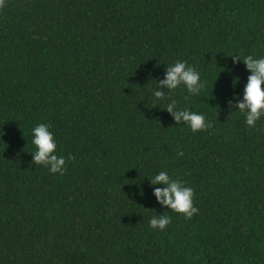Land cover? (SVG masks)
<instances>
[{"label": "trees", "instance_id": "obj_1", "mask_svg": "<svg viewBox=\"0 0 264 264\" xmlns=\"http://www.w3.org/2000/svg\"><path fill=\"white\" fill-rule=\"evenodd\" d=\"M249 55L264 57V0H4L0 264H264V119L249 128L229 108ZM176 61L202 94L153 100ZM169 102L213 126L176 124ZM40 123L63 175L33 162ZM160 171L194 190L198 214L157 203Z\"/></svg>", "mask_w": 264, "mask_h": 264}, {"label": "clouds", "instance_id": "obj_2", "mask_svg": "<svg viewBox=\"0 0 264 264\" xmlns=\"http://www.w3.org/2000/svg\"><path fill=\"white\" fill-rule=\"evenodd\" d=\"M3 4L4 0H0V6ZM232 58L233 63L237 65L241 61L239 56H232ZM242 61L250 75L242 98L236 96L234 98L236 102H229V108L233 113H242L246 125L254 128L264 119V57L257 58L249 55ZM236 83H239V78ZM181 87L185 88L191 96H200L205 88L201 73L187 61H176L171 66H167L164 79L160 80L157 87L152 90V99L155 101L170 99L166 97V92L171 93ZM166 111L171 114L176 124L187 125L193 133L206 131L213 126L205 115L189 109H178L175 102H169ZM31 134L32 144L35 146L34 154H32L33 162L48 168L52 174L63 175L66 171V160L63 156L56 154L58 145L55 134L51 131V125L40 123L32 128ZM178 155L183 156V153L180 152ZM149 180L153 195L162 207L182 214L187 219L198 214L199 209L194 206V190L186 186L183 181L173 179L167 171H160ZM170 223L171 218L168 215H155L150 219L149 227L154 231H164Z\"/></svg>", "mask_w": 264, "mask_h": 264}]
</instances>
